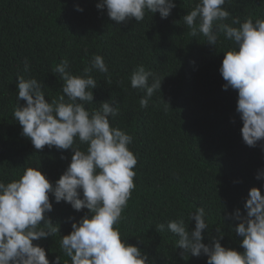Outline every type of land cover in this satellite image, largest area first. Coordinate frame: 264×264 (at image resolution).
I'll return each instance as SVG.
<instances>
[{
  "label": "trees",
  "instance_id": "trees-1",
  "mask_svg": "<svg viewBox=\"0 0 264 264\" xmlns=\"http://www.w3.org/2000/svg\"><path fill=\"white\" fill-rule=\"evenodd\" d=\"M99 2L0 0V181L19 179L25 168L34 167L54 185L72 156L71 150L55 147L37 151L22 135L13 118L18 75L42 82L51 101L62 94L56 65L66 59L72 74L83 76L91 58L100 55L109 73H90L98 86L94 104L86 107L92 111L102 102H117L120 115L110 118L111 125L133 137L129 148L138 157L136 188L117 225L122 239L139 247L154 264H207L204 255L182 259V250H176L178 238L167 229L156 231L158 224L178 218L194 230L190 213L203 207L208 230L202 242L211 243L220 228L221 245L242 253V237L233 231L239 222L229 216L237 209L246 215L244 204L252 188L264 195V179H256L264 171V140L255 147L244 143L243 122L236 112L238 92L222 87L223 53L236 46L222 34L215 48L202 34L190 35L183 17L198 0H175L177 6L167 19L146 13L139 23L121 24L112 21L106 9L98 10ZM224 7L241 21L264 18V0H230ZM25 60L29 72H24ZM141 64L164 78L147 108L139 104L145 92L130 84L132 71ZM79 147L86 150L87 145ZM49 199L53 211L47 215L59 232L33 243L45 249L50 262L59 256L60 264H71L60 247L61 238L88 210L76 212L70 204H57L51 195Z\"/></svg>",
  "mask_w": 264,
  "mask_h": 264
},
{
  "label": "clouds",
  "instance_id": "clouds-1",
  "mask_svg": "<svg viewBox=\"0 0 264 264\" xmlns=\"http://www.w3.org/2000/svg\"><path fill=\"white\" fill-rule=\"evenodd\" d=\"M226 3L230 0H198L183 22L191 36L202 34L209 46L215 48L221 34L236 46L223 53L219 72L226 81L223 90L238 92L236 112L243 122L242 139L247 146L255 147L264 140V18L253 20L249 16L241 21L232 17L224 7ZM176 6L175 0H100L96 4L117 24L132 20L139 23L146 13H159L161 19H167ZM76 10L83 11L79 6ZM69 67L66 59L55 66L54 72L63 81L62 94L51 101L46 100L42 82L17 77L13 118L21 126L22 135L37 151L48 146L71 150L72 156L54 185L34 167L25 168L19 179L0 181V264H60L59 256L50 262L45 249L33 243L59 232V226L47 215L53 211L50 195L55 203L63 201L76 212L88 210L61 238L60 247L71 264H154L139 247L122 239L117 227L136 188L138 157L129 148L133 137L111 125L110 118L120 115L117 102H102L92 111L86 107L94 104L93 90L98 86L90 73L96 70L108 74L109 67L100 55L91 58L83 76L73 75ZM29 71L25 60L24 72ZM163 79L143 64L132 71L131 87L145 92L139 101L141 108H147L154 93L160 92ZM77 141L87 145L86 150H81ZM256 179H264V171ZM244 209L246 215L237 209L229 216L239 222L233 231L242 237V253L221 245L220 228H216L218 236L211 243L202 242V233L208 230L203 207L190 213L194 230L189 231L185 220L178 218L158 224L156 231L167 229L178 238L176 250H182V259L190 254L206 256L207 264H264V195L259 189L250 190Z\"/></svg>",
  "mask_w": 264,
  "mask_h": 264
}]
</instances>
